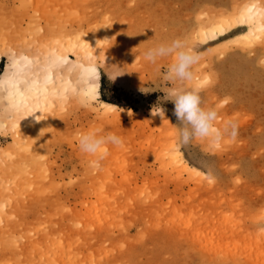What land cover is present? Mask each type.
Returning <instances> with one entry per match:
<instances>
[{
  "label": "rangeland",
  "instance_id": "obj_1",
  "mask_svg": "<svg viewBox=\"0 0 264 264\" xmlns=\"http://www.w3.org/2000/svg\"><path fill=\"white\" fill-rule=\"evenodd\" d=\"M252 3L264 13V0H0V80L13 58L45 61L57 48L70 61L63 76L76 78L65 107L19 144L0 90V264H264V33L199 34ZM176 38L201 57L184 87L217 108L218 128L237 123L234 142L177 146L158 71L171 60L143 59ZM83 52L98 71L94 97L73 67ZM159 107L163 119L152 115ZM97 128L124 146L109 145L93 170L77 137Z\"/></svg>",
  "mask_w": 264,
  "mask_h": 264
},
{
  "label": "bare ground",
  "instance_id": "obj_2",
  "mask_svg": "<svg viewBox=\"0 0 264 264\" xmlns=\"http://www.w3.org/2000/svg\"><path fill=\"white\" fill-rule=\"evenodd\" d=\"M237 27L246 28L247 32L242 34V37L262 36L264 33V13L258 4H246L238 8L231 17H223L220 21L214 20L212 23L201 27L199 34L208 39L223 33L227 28L234 29ZM73 44L75 43H70L64 47L67 46L72 50ZM63 51V48L47 51L45 61H41L42 57H32L25 54L22 57L13 58L9 67L6 68L2 79L6 86L0 87V90L4 92L5 95L2 97L11 109L8 116L12 118L11 128L17 133L13 137L18 144L27 141L31 136H38L44 130L48 117L50 118L49 112H52L57 106L61 108L68 99L69 91L75 89L76 78L72 80L70 75L63 76L60 71L61 66L70 62ZM83 53L88 55V59L84 56H76L73 67L78 71V79L85 84V89L81 92L86 96L94 97L95 87L89 82V78L97 76L98 71L92 60L93 53ZM1 58L2 53H0V61ZM6 126H8V122H5ZM17 129L20 130V133ZM172 161L181 171L190 169L194 174H199V171H194L193 168L180 161L177 156H174ZM6 166H2L0 162V172L5 171L4 167Z\"/></svg>",
  "mask_w": 264,
  "mask_h": 264
},
{
  "label": "clouds",
  "instance_id": "obj_3",
  "mask_svg": "<svg viewBox=\"0 0 264 264\" xmlns=\"http://www.w3.org/2000/svg\"><path fill=\"white\" fill-rule=\"evenodd\" d=\"M166 58L171 60L167 69L163 72L159 69L158 71L167 85L164 100L174 104L173 115L181 125L177 130V146L183 147L193 140H203L209 146L218 149L226 143L234 142L238 134L237 123L229 118L223 121L222 128H218L216 126L219 118L217 108L202 107L199 90L184 87L194 79L192 67L199 62L200 54L189 46L186 40L180 38L157 43L143 53V59L152 65ZM259 63L264 66V59ZM5 86V83L0 80V87ZM227 102L225 100L222 104ZM108 106L114 111L118 110L115 106ZM152 115H159L163 119L164 110L160 107L156 110L153 108ZM77 139L80 151L92 157L88 165L93 170L101 167V161L109 154V145L118 148L124 146L122 137L113 132L102 133L99 128L79 133ZM205 178L214 181L211 174H206Z\"/></svg>",
  "mask_w": 264,
  "mask_h": 264
}]
</instances>
